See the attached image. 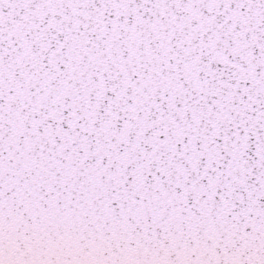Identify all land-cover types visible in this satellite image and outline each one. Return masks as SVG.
Segmentation results:
<instances>
[{"label": "snow or ice", "instance_id": "1", "mask_svg": "<svg viewBox=\"0 0 264 264\" xmlns=\"http://www.w3.org/2000/svg\"><path fill=\"white\" fill-rule=\"evenodd\" d=\"M0 264H264V0H0Z\"/></svg>", "mask_w": 264, "mask_h": 264}]
</instances>
